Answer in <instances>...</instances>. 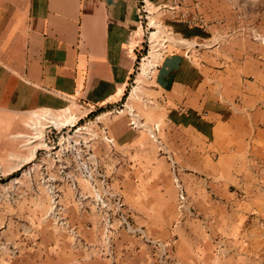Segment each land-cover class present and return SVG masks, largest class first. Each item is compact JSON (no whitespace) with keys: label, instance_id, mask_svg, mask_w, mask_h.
<instances>
[{"label":"crops","instance_id":"1","mask_svg":"<svg viewBox=\"0 0 264 264\" xmlns=\"http://www.w3.org/2000/svg\"><path fill=\"white\" fill-rule=\"evenodd\" d=\"M192 17L199 22L189 24ZM146 23L170 28L186 45L169 42L151 76L132 83ZM257 34L264 36V0H0V169L8 174L30 158V111L92 114L104 187L121 195L149 236L165 240L184 264H264V41ZM119 100L151 129L110 112ZM60 158L85 195L81 206L70 178L57 174L73 225L48 223L32 200L0 207L3 234L21 245L0 264H159L155 246L137 232L114 230L108 250L89 183L73 173L69 151ZM171 159L192 208L184 217ZM43 192L30 198L44 200Z\"/></svg>","mask_w":264,"mask_h":264},{"label":"built area","instance_id":"2","mask_svg":"<svg viewBox=\"0 0 264 264\" xmlns=\"http://www.w3.org/2000/svg\"><path fill=\"white\" fill-rule=\"evenodd\" d=\"M141 8L144 11L145 17L148 11L143 4L141 5ZM186 21L189 24H195L196 22H199V19L196 17H192L190 19H187ZM257 36L264 41V36L258 34ZM144 39L145 43L143 46V50L139 52L135 57L134 75L131 79L132 83H135L140 76H151L153 70L158 66L160 58L168 52L169 42L175 45H186L185 40L174 36L171 29L168 27H164L163 25L150 27V25L146 23ZM45 109L51 110L50 108ZM109 111L112 113L127 114L129 117L130 125L135 128H147L149 126L143 119L139 117L132 106L129 105L125 100H119L109 109ZM48 121L50 122L47 124L46 129L48 136L47 134L45 135V133H43L44 138L42 139V143L48 146L53 145L50 144L51 140L56 141V145L58 146V153H55V156L58 161L61 159L60 155L64 151H69L71 153L75 161V169L77 173L83 179H85L91 187L90 196L92 197L94 206L102 213L105 230L109 233H112L114 230H116V227L114 225V223L116 222L117 226L124 228L130 232L139 233L143 241L154 245L156 248V259L159 264H184L173 254L168 246V243L165 240L151 237L144 231L143 228L133 225L127 217V212L125 210L121 195L117 192L109 191L104 187L105 179L97 167V162L91 148V140L95 135V129L91 125L92 120L83 124L71 123L70 126L75 125L74 127H66L67 123H63L64 125L59 128H57V124L52 123L51 117L48 119ZM49 135H51L52 138H48ZM103 135L105 139L111 140L106 132H104ZM150 135L153 139L158 141L159 145H161L154 130H151ZM30 140L32 139L30 138ZM58 154L59 156H57ZM171 160L174 180L176 185L178 186V195L180 201L179 206L188 208L186 205V195L184 192V188L179 183L178 177L176 175L177 168L173 159ZM40 166L45 167L44 165ZM43 180L47 184V190L51 201V207L48 210V214L54 217L55 220H58L61 217L59 215V210L62 207L60 203L61 190L54 184L55 181L53 180H55V178L52 175L45 174V176H43ZM72 182L73 187H76L77 182L75 181V179ZM5 189L6 191L2 193V197H5V199L9 202H14L17 198L23 195L22 193L13 194V192H11V188L9 187H5ZM105 240L108 250H111V234L107 235ZM20 249L21 247L18 242L6 239L0 234V260L4 258L5 255H17Z\"/></svg>","mask_w":264,"mask_h":264},{"label":"rangeland","instance_id":"3","mask_svg":"<svg viewBox=\"0 0 264 264\" xmlns=\"http://www.w3.org/2000/svg\"><path fill=\"white\" fill-rule=\"evenodd\" d=\"M188 45V44H187ZM190 45V43H189ZM49 111V112H48ZM53 115V116H51ZM52 118V123L53 124H57V128L61 127L62 125H64L63 123H67L66 127H74V126H70L71 123H76V124H83L86 122H89L90 120H93L94 117L93 115H88L84 118H79L78 117V113L70 110V108H63V109H51V110H47V109H38V110H33L30 111L29 113H27V118L25 121V126L27 129V133L32 134V137L27 135V140L30 141V138L32 139V146H31V156L29 153V157H27L26 159H20V163L18 165V167L14 168L13 170H11L8 174H5L1 169H0V207H4L6 208V206H10V207H19L21 206L23 203H28L30 200H32L34 203L38 202L39 205L43 204V215L42 218H44L48 223L50 224H55L57 226L60 227H67L70 225H73L70 220H69V216H68V212L67 209L64 205L63 202V186L61 183V180L57 174L61 173L64 174L65 176L68 177V181L70 182V186L73 187V182L71 180V176L70 173L62 171V169L64 168L62 164L59 165L60 159L59 161L57 160L55 153L53 152H45V149L48 148L50 150H54L58 148V146L56 145V141L51 140L50 144L53 145H44L42 143V139L44 138L43 133H45V135L47 134V124L50 123L48 121V119L50 117ZM57 118V120H56ZM54 130V129H53ZM62 130V129H61ZM60 130V131H61ZM48 136V134H47ZM48 138H52L51 135H49ZM56 139V138H55ZM53 142V143H52ZM29 145V144H28ZM42 150V151H41ZM67 152V151H64ZM58 153V152H57ZM59 156V154L57 155ZM62 157V156H61ZM44 165L40 166V165ZM57 165L60 166V172H58L57 170ZM172 172V170H170ZM74 174H78L76 169H75V165H74ZM45 174L47 175H52L55 180L54 184L61 190V195H60V203H61V209L59 210V215L61 216L58 220L54 219V217H52L51 215H49V209L51 207V201H50V196L47 190V184L46 182H44L43 180V176H45ZM172 177L174 178V173H171ZM176 175H177V170H176ZM178 176V175H177ZM173 183L176 187L177 190V194H176V210L179 214V217H184L187 214H191L192 212V208L190 206V200L188 197V194L186 193L185 187L183 185V183L181 182V180H179V183L182 185V187L184 188V192L186 195V205L188 208H183L179 206V195H178V186L175 183V180L173 179ZM5 187H9L11 188V192H13V194H19L22 193L23 195L19 198H17L14 202L11 201H7L5 199V197H2V193H4L6 191ZM41 188L43 189V195L45 196V198H43L44 200H38V197L35 198H30V196L32 195H36L41 191ZM75 189V197L76 199H78L82 205V199L85 198V195L83 196L82 193L79 191L80 189H76V187H73ZM78 190V191H77ZM90 192H91V187H90V191H89V195L88 193H86V195H88V197H90V202L91 205L93 206V208L100 214L101 216V222L104 226V221H103V217H102V213L94 206L93 202H92V197L90 196ZM124 207L125 210L127 212V217L129 219V221L138 227H141L144 229L143 226L141 225H137V223L132 219V217L129 215V210L126 208L125 203H124ZM23 222V221H21ZM115 225V229H124L121 228L119 226H117L116 222L114 223ZM22 227V234L20 235V237H23L24 235H26V225H24V223L21 224ZM105 227V226H104ZM3 228L4 226H0V234L5 237L6 239L9 240H14L15 242H17L16 240L18 238H12L9 237L5 234H3ZM115 230V231H116ZM104 233H105V239L107 237V235L112 236V233H109L105 230L104 228ZM147 233V232H146ZM148 234V233H147ZM150 235V234H149ZM112 242V240H110ZM110 242V243H111ZM21 246V245H20Z\"/></svg>","mask_w":264,"mask_h":264},{"label":"bare ground","instance_id":"4","mask_svg":"<svg viewBox=\"0 0 264 264\" xmlns=\"http://www.w3.org/2000/svg\"><path fill=\"white\" fill-rule=\"evenodd\" d=\"M150 129H151V127L150 126H148Z\"/></svg>","mask_w":264,"mask_h":264}]
</instances>
